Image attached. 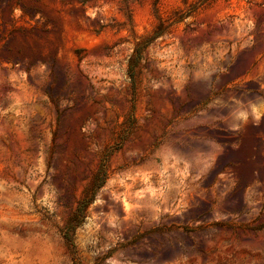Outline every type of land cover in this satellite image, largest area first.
<instances>
[{
	"label": "rangeland",
	"instance_id": "374dc122",
	"mask_svg": "<svg viewBox=\"0 0 264 264\" xmlns=\"http://www.w3.org/2000/svg\"><path fill=\"white\" fill-rule=\"evenodd\" d=\"M0 264H264V0H0Z\"/></svg>",
	"mask_w": 264,
	"mask_h": 264
},
{
	"label": "trees",
	"instance_id": "16d2710c",
	"mask_svg": "<svg viewBox=\"0 0 264 264\" xmlns=\"http://www.w3.org/2000/svg\"><path fill=\"white\" fill-rule=\"evenodd\" d=\"M157 36H158V34L155 33V34H154V37H157ZM99 174H100V175L102 174V178H103L105 172L101 170ZM65 238H66L67 240H69V237H68V236H65Z\"/></svg>",
	"mask_w": 264,
	"mask_h": 264
}]
</instances>
